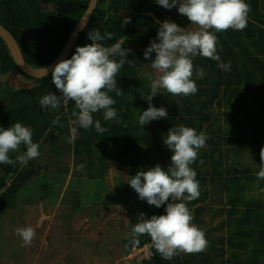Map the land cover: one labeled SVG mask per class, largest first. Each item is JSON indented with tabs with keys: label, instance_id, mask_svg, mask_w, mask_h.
<instances>
[{
	"label": "trees",
	"instance_id": "1",
	"mask_svg": "<svg viewBox=\"0 0 264 264\" xmlns=\"http://www.w3.org/2000/svg\"><path fill=\"white\" fill-rule=\"evenodd\" d=\"M90 2L0 0V22L15 36L28 64L42 69L59 58ZM246 3L251 11L248 25L243 31L229 29L215 33L218 37L217 54L224 63L231 61V70L224 71L218 67L219 62L197 56L193 61L192 77L198 87L195 95L173 96L161 89L160 94L155 96L158 100L155 107H165L168 111V119L159 122L166 131L165 136L170 128L180 125L194 128L198 133L206 132L210 137L208 147L200 150L199 155L207 157L208 161H214V153L221 149L227 139L223 126L216 124L221 114L243 133L252 132L249 134L250 148L261 162L259 154L264 148V0H246ZM178 7L165 9L155 0L99 1L71 56L78 46L91 44L88 32L98 29L102 35L105 32L113 33L112 39L101 42L104 46L120 42L125 50L131 49L127 58L132 60L131 66L126 64L117 74L118 86L124 94L117 96L114 92L110 93L116 101L113 107L117 109V118L124 123L104 120L102 111L95 113L94 119L100 120L101 126L107 128L102 134L97 133L94 126L89 129L79 127L77 117L72 115L76 110L74 102L67 107L61 104L59 109L41 108L39 101L44 95L53 92L60 94L52 84L51 75L35 78L26 74L15 62L10 48L0 35V127L6 129L17 122L29 126L33 130V142L40 145L39 149L50 147V152L62 157L66 150L87 156L99 147L102 161L106 162L111 157V142H122L114 150V159L126 167L131 176L158 163L166 170L171 165L166 160L170 159L171 162L172 152L164 143L165 136L141 133L149 124L153 127L154 122L141 125L139 116L149 107L143 96L151 91L150 79L143 74V70L156 55L153 52L152 59L146 60L144 51L153 40L159 43L158 31L165 20L177 22L186 17L179 14ZM125 19H130V23L124 24ZM197 68H203V79L196 77ZM57 117L60 123L53 124ZM71 127L77 128L79 138L69 143ZM24 152L26 148L21 145L19 152L9 155L15 160ZM42 170L43 166L35 159L27 165L19 161L15 166L0 164V191L8 186L9 179L12 184L0 196V214L13 208L17 194L31 180L40 176ZM209 174L206 170L203 177L198 175L197 178L207 181ZM183 202L193 214L192 223L205 233L209 242L206 250L196 254L181 253L171 260H165L155 250L151 238L140 235L126 241L129 245L127 252L137 242L141 246L149 242L154 257L140 262L132 259V264H264V209L257 210V217L250 224L255 210L243 202L244 209L233 207L227 221L212 227L206 218L203 221L199 218L210 207L209 204L203 203L202 198ZM166 206H152L147 217L162 215ZM241 210L242 213L236 216ZM233 215L235 218H232ZM225 225L230 226V230L219 232Z\"/></svg>",
	"mask_w": 264,
	"mask_h": 264
},
{
	"label": "clouds",
	"instance_id": "2",
	"mask_svg": "<svg viewBox=\"0 0 264 264\" xmlns=\"http://www.w3.org/2000/svg\"><path fill=\"white\" fill-rule=\"evenodd\" d=\"M165 9L178 7V12L186 16L196 30L185 29L171 20H165L159 28L157 39L153 40L144 51L146 60L155 59L150 64L156 77L151 80V91L143 96L149 107L139 116V123L147 125L152 121L168 119L165 107H155L153 98L163 89L173 96H190L198 92L196 82L192 79L194 59L197 56L219 62L218 67L224 71L231 70V61L224 63L217 54L218 37L215 33L229 29L243 31L248 25L250 5L246 0H155ZM130 23L125 19L124 24ZM214 30V31H212ZM91 44L78 46L70 59L61 60L51 71L52 84L60 93L44 95L40 101L43 109H59L74 102L72 113L77 117L80 128L89 129L93 126L97 133H104L107 128L101 126L100 120H95L93 114L103 112L104 120L118 119V112L113 107L116 101L110 93L123 95L118 86L117 74L125 67L132 65L128 54L120 42L104 46L102 41L113 38L112 32L103 35L97 30L88 32ZM116 57H119L117 60ZM47 71V68H45ZM196 77L203 79V68L195 70ZM78 110V111H77ZM59 117L53 124H59ZM61 127L63 125H60ZM78 135L76 127H71L69 143ZM210 139L204 131L180 125L172 127L164 137V143L172 152L171 165L165 170L159 163L146 171H138L128 182L138 193L141 201H147L150 206L160 208L166 206V214H139L133 228L134 236L147 235L151 238L155 250L165 260L184 254H196L206 250L208 240L205 233L192 223L194 217L186 203L199 198L200 184L196 179L197 172L191 167L199 156V151L208 147ZM21 145L26 152L12 159L9 153L19 152ZM40 145L33 142V130L17 122L11 127H0V164L15 166L17 161L27 165L30 160L41 155ZM261 168L256 173L258 179H264V148L260 151ZM202 164L203 161L201 160ZM83 168V165H81ZM171 201V202H169ZM176 201H181L177 203ZM16 233L22 238L23 246H31L36 236L33 227H20Z\"/></svg>",
	"mask_w": 264,
	"mask_h": 264
},
{
	"label": "rangeland",
	"instance_id": "3",
	"mask_svg": "<svg viewBox=\"0 0 264 264\" xmlns=\"http://www.w3.org/2000/svg\"><path fill=\"white\" fill-rule=\"evenodd\" d=\"M175 23L196 30L187 17ZM150 64L143 72L148 79H154L156 73ZM49 148L36 159L46 166L45 176L58 173L59 164L63 166ZM69 161L71 158L65 161L67 166ZM76 169H80L79 166ZM62 189L58 179L53 182L41 176L38 182L29 183L17 194L13 208L0 214V264H116L123 254L122 245L128 237H135L133 228L137 219L131 217L121 200L115 204L114 217L104 209H99L95 215L98 204L89 203L90 192L78 194L77 180H73L60 197ZM133 203L136 205L134 198L130 204ZM20 227L36 230L31 246H23L22 238L16 233ZM95 236L99 238L97 242ZM131 261L124 259L119 264H132Z\"/></svg>",
	"mask_w": 264,
	"mask_h": 264
},
{
	"label": "crops",
	"instance_id": "4",
	"mask_svg": "<svg viewBox=\"0 0 264 264\" xmlns=\"http://www.w3.org/2000/svg\"><path fill=\"white\" fill-rule=\"evenodd\" d=\"M146 67L143 71H145ZM153 101L155 102L154 106L158 104V100L155 97L152 102ZM160 120L153 121V127L149 124L148 128L146 130L143 129L141 133L149 136H165L166 131L163 130L162 126L159 124ZM216 124L223 126V129H225L224 135L228 140L226 139L223 146H221V149L214 153V161H208L207 157L201 154L198 156L197 161L191 165V167L197 172V176L200 175L203 177L206 170L210 172L207 181L196 177L200 184L201 195L199 198H202L204 200L203 203L209 204L210 206L199 215L200 221H203L206 218L209 225L215 227L222 221H227L228 218L231 217L230 210H232L233 207L244 209L245 206H242L241 203L246 202L251 206V209L255 210V216L250 222V224H253V221L257 217V210L264 209V179H258L256 175V173L260 171L262 165L250 148L249 134L252 132L248 131L249 133H243L238 126L236 127L233 122L231 123L226 120V117L221 116V114L218 115ZM77 138H79V135H77ZM111 144L113 146L109 149L111 157L106 162L102 161L99 147L90 151L88 154L89 156L78 153L75 155L68 153L66 150L62 157L51 152L58 157V163L63 164V166H60L59 164L57 167L59 172L50 173L52 175L45 176L46 166L36 161L43 166V170L41 171L40 176L34 178L29 183L33 181L38 182L41 176L51 179L53 182L58 179L60 184L63 185L60 194L61 197L64 196V192L68 185L73 180H77L79 183L78 194L81 195L82 193L90 192L92 199L89 203L94 201L98 204L99 208H96L95 215L99 209H104L105 211L107 210L110 212L109 215L111 217H114L113 212H115V204L117 201L121 200V203L125 204L126 210L131 213V217L136 218L138 221L139 214L144 213L147 216L151 212L152 206H150L146 200L141 201L139 199L138 193L128 183L132 178L129 170L114 159V150L122 145V142L112 141ZM222 149L224 151H221ZM39 151L40 153H43L42 149H39ZM69 158H71V161H69V165L67 166L65 161ZM201 160L203 161L202 164L200 163ZM166 162L171 164L170 159H167ZM81 165H83V168H81ZM77 166H79L80 169H76ZM68 168L71 169V171H67ZM9 182L11 183V179H9ZM29 183L27 185H29ZM133 198L136 199V205H134V203L132 205L130 204ZM75 211H77V209H75ZM241 213L242 210L236 216H239ZM232 218H235V215H233ZM51 219L53 221L54 215L51 216ZM230 228V226L225 225L219 232L226 233ZM238 229L240 230L239 227ZM96 230L97 229H95V231ZM95 237L97 242L99 238L97 236ZM130 238L128 237V239ZM146 244H148L151 249V244L147 242L143 245ZM135 245L130 252H127L129 245L125 242V245H122V247H124L123 254L117 259L116 264H119V262L124 259L126 261L132 259L136 260L132 257ZM125 247L127 248L125 249ZM136 261L140 262L139 260ZM44 264L53 263L45 262Z\"/></svg>",
	"mask_w": 264,
	"mask_h": 264
},
{
	"label": "water",
	"instance_id": "5",
	"mask_svg": "<svg viewBox=\"0 0 264 264\" xmlns=\"http://www.w3.org/2000/svg\"><path fill=\"white\" fill-rule=\"evenodd\" d=\"M99 1L100 0H91L88 10L86 11L85 15L82 17L81 21L79 22L74 32L72 33L65 49L63 50L59 58L52 65L46 67L47 71H45V68L38 69L28 64L17 39L1 22H0V35L7 43L8 47L10 48V51L14 57L15 62L26 74L35 78L47 77L51 75V71L57 63H59L61 60L70 58L80 38L81 32L85 29L90 19L92 18V15L96 10Z\"/></svg>",
	"mask_w": 264,
	"mask_h": 264
},
{
	"label": "built area",
	"instance_id": "6",
	"mask_svg": "<svg viewBox=\"0 0 264 264\" xmlns=\"http://www.w3.org/2000/svg\"><path fill=\"white\" fill-rule=\"evenodd\" d=\"M70 102H69V104H70ZM9 185H10V182H9V184H8V186L6 188H4V189H2L0 191V196H2L3 192L6 191V189L9 187ZM164 214H166V210L163 212L162 215H164ZM132 257L135 258L136 260L142 261L144 259H151V258H153L154 257V253L150 249V247H149L148 244L141 246L139 243H137L135 245V248L133 249Z\"/></svg>",
	"mask_w": 264,
	"mask_h": 264
}]
</instances>
